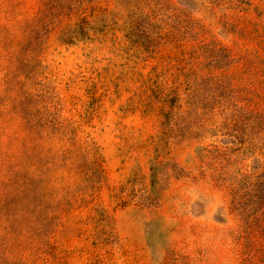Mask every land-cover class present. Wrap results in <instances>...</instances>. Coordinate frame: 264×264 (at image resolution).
<instances>
[{
  "label": "rangeland",
  "instance_id": "374dc122",
  "mask_svg": "<svg viewBox=\"0 0 264 264\" xmlns=\"http://www.w3.org/2000/svg\"><path fill=\"white\" fill-rule=\"evenodd\" d=\"M0 264H264V0H0Z\"/></svg>",
  "mask_w": 264,
  "mask_h": 264
}]
</instances>
